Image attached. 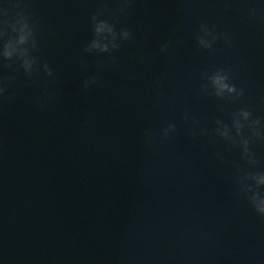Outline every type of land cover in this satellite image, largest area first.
Here are the masks:
<instances>
[{"label":"water","instance_id":"water-1","mask_svg":"<svg viewBox=\"0 0 264 264\" xmlns=\"http://www.w3.org/2000/svg\"><path fill=\"white\" fill-rule=\"evenodd\" d=\"M253 207L264 0H0V264H264Z\"/></svg>","mask_w":264,"mask_h":264},{"label":"clouds","instance_id":"clouds-1","mask_svg":"<svg viewBox=\"0 0 264 264\" xmlns=\"http://www.w3.org/2000/svg\"><path fill=\"white\" fill-rule=\"evenodd\" d=\"M125 35H126V36H129V35H130V32L126 30ZM93 79H95V78H93ZM85 86L87 87V84H86ZM169 130L174 131V125H169L168 128L164 130V133H163V134H164L165 136H167V135L169 134ZM253 208H254V210H255V211H256V212H257L262 218H264V209H261V208H255V207H253Z\"/></svg>","mask_w":264,"mask_h":264}]
</instances>
